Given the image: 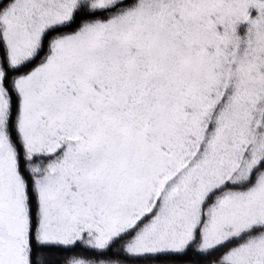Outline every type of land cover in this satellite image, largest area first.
Returning a JSON list of instances; mask_svg holds the SVG:
<instances>
[{"label": "rangeland", "instance_id": "1", "mask_svg": "<svg viewBox=\"0 0 264 264\" xmlns=\"http://www.w3.org/2000/svg\"><path fill=\"white\" fill-rule=\"evenodd\" d=\"M125 2L0 0V264H264V0Z\"/></svg>", "mask_w": 264, "mask_h": 264}, {"label": "trees", "instance_id": "2", "mask_svg": "<svg viewBox=\"0 0 264 264\" xmlns=\"http://www.w3.org/2000/svg\"><path fill=\"white\" fill-rule=\"evenodd\" d=\"M124 1L127 2V3L125 2L126 4H130L132 2V0H124ZM119 8H120V6H116L115 9H119ZM79 11H81V12L78 14H75V13L73 14L69 27H66L62 30H55V33L59 32V34H64V33L69 32L71 30L72 31L77 30L85 23L84 22L85 20H87V19H98L100 16L99 14H96L94 12H93V14L87 13L88 9H85V11L82 12L83 11V8H82ZM47 35H48L47 33L43 35V40L46 39ZM0 58H1L2 66L4 67V73H5L3 80L7 86L9 98H10V102H11V109H12L11 115L14 117V115L16 114V111H17L19 98H18L17 91L13 85V82L15 81L16 78H13V77L18 76L19 74L21 75L22 72H20L18 70V68H17V70L19 72L16 69H12L10 64H9L10 62H9V57H8V53H7V45H6V42H5L4 37H3V30L1 29V26H0ZM32 63L30 65H32ZM10 71H12V72H10ZM11 125L13 126V124H11ZM10 130H11L12 141H14V142L16 141L19 170H20V173H21V175L24 178L25 183H26L28 203L31 204V199L33 202L34 193H35V190L32 189V186H33V179L31 176L32 173H30L29 168H27V165H26L27 160L25 158L26 154H25V152H23L24 146H23L22 142H20L19 136L16 135V130H15L14 126L11 127ZM25 166H26V168H25ZM30 251H31V254H30L31 264H50L47 262V259H48L47 255L54 254V255L60 256L64 253V250L62 248L50 247L48 245L42 244V243L38 242L37 240L35 241L33 239L30 240ZM89 252H97V251L95 249L94 250L92 249V251L89 250ZM192 252H194V250L192 249V247H189L188 250L183 252L182 255H180V256L166 255V254H159L158 253L156 256L149 257V258L154 259V261H156V262L168 261V260H162L161 259V258H168V259H172V261H174L175 263H178V264H185L188 262L189 263H191V262L197 263L198 261H195L192 258V256L195 255L196 252L197 253H205V252H201V250L200 251L196 250L194 253H192ZM100 254L92 253V254H90V256H92V257L100 256V258L105 256L103 251H101ZM144 259L145 258H143V257H138V258H133L132 261L134 263H140Z\"/></svg>", "mask_w": 264, "mask_h": 264}]
</instances>
